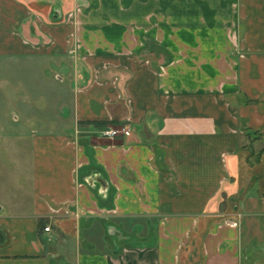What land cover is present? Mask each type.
Wrapping results in <instances>:
<instances>
[{
  "label": "crops",
  "instance_id": "obj_1",
  "mask_svg": "<svg viewBox=\"0 0 264 264\" xmlns=\"http://www.w3.org/2000/svg\"><path fill=\"white\" fill-rule=\"evenodd\" d=\"M0 229V264H264V0H0Z\"/></svg>",
  "mask_w": 264,
  "mask_h": 264
},
{
  "label": "rangeland",
  "instance_id": "obj_2",
  "mask_svg": "<svg viewBox=\"0 0 264 264\" xmlns=\"http://www.w3.org/2000/svg\"><path fill=\"white\" fill-rule=\"evenodd\" d=\"M7 63H11L13 66L16 65V68H21V71L19 72H11V74H7L9 75V79L8 81H14V83H10V86H7V93H12L13 91H15L16 93H20L22 94V96H28L30 95L31 92H29L28 88H26L25 86H33V84L37 87H34L36 89V92L38 91L39 95L40 93H42V95H45L46 92H49L50 90H48V88L44 85H40V82L44 81L41 80V78H39V76L41 75L40 73H34L33 71L31 72L29 67L33 66L36 69L40 68L44 65L43 62H41V60L38 59H33L30 57H26V58H21V59H15V58H11V59H7L6 60ZM42 76V75H41ZM46 81V80H45ZM39 82V84H38ZM16 83H20L21 87L19 86L20 84H18L17 86L15 85ZM39 85V86H38ZM8 95V94H7ZM19 109V107H18ZM6 115H5V120H7V124L6 125V129L8 128V126H12L13 128H18L15 126V121H14V115L13 113H15L16 115L20 116V113L17 110V105L14 104V102L11 100L10 104L6 106Z\"/></svg>",
  "mask_w": 264,
  "mask_h": 264
},
{
  "label": "built area",
  "instance_id": "obj_3",
  "mask_svg": "<svg viewBox=\"0 0 264 264\" xmlns=\"http://www.w3.org/2000/svg\"><path fill=\"white\" fill-rule=\"evenodd\" d=\"M127 129H112V128H106L101 131V137L105 139H114L118 136H120L123 133H126ZM51 228H45V232H50Z\"/></svg>",
  "mask_w": 264,
  "mask_h": 264
},
{
  "label": "water",
  "instance_id": "obj_4",
  "mask_svg": "<svg viewBox=\"0 0 264 264\" xmlns=\"http://www.w3.org/2000/svg\"><path fill=\"white\" fill-rule=\"evenodd\" d=\"M6 240L7 238L5 232L2 229H0V244H4Z\"/></svg>",
  "mask_w": 264,
  "mask_h": 264
}]
</instances>
